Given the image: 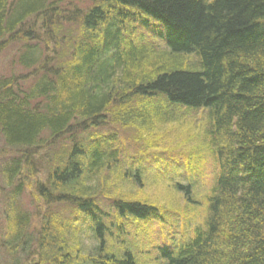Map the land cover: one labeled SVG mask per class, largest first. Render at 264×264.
I'll return each mask as SVG.
<instances>
[{
    "label": "trees",
    "instance_id": "16d2710c",
    "mask_svg": "<svg viewBox=\"0 0 264 264\" xmlns=\"http://www.w3.org/2000/svg\"><path fill=\"white\" fill-rule=\"evenodd\" d=\"M13 43L0 264H264V0H0ZM184 136L209 160L143 162ZM177 217L141 261L129 227Z\"/></svg>",
    "mask_w": 264,
    "mask_h": 264
},
{
    "label": "rangeland",
    "instance_id": "374dc122",
    "mask_svg": "<svg viewBox=\"0 0 264 264\" xmlns=\"http://www.w3.org/2000/svg\"><path fill=\"white\" fill-rule=\"evenodd\" d=\"M20 45L18 43H13L11 46L4 52L0 54V71L4 74H10L12 71V67L15 65V62L12 61V59L16 56L17 49H20ZM17 73L16 69L13 70ZM26 72L22 74L21 77H25ZM24 80V79H22ZM196 127V126H195ZM198 127V126H197ZM167 148L163 146L164 144L160 143L158 147L153 148L148 156L147 161H143L145 164L149 165H155L158 161H163L164 165L171 164V158L174 157L181 161V170L184 169V159L188 157L190 154V149H193L194 146H200L204 147L202 144H196L195 140H189L186 139L184 136L183 139H180V137L175 138L174 142L175 144H172L170 141H166ZM169 144V145H168ZM181 144V145H180ZM177 146H181L180 148L176 149ZM161 149H168V151H162ZM204 149V150H203ZM200 149L196 148L195 153H200L202 157L198 158L199 160H209L208 154L205 148ZM182 154V155H180ZM192 154V153H191ZM193 157H197L195 154H192ZM196 159V160H198ZM147 162V163H146ZM177 165L175 164L173 166H166L167 167V177L172 176V172L177 171ZM172 171V172H170ZM203 180L206 178L207 172L204 170L202 173ZM164 187V188H163ZM167 186L162 185H150V188L148 189V192L153 194L155 198H158L159 201H166L170 199L171 193L166 191ZM23 201L26 205L30 206L31 202L27 194L23 195ZM204 213V207L203 205H200V207L196 208V217L195 219L201 220L202 215ZM136 222V221H135ZM195 222V221H194ZM192 222V223H194ZM189 228L186 227L185 221L181 218H173L169 220L167 218L166 220L162 222H159L158 220L153 221H142L137 223L136 225H131L129 227L130 231V241L134 240L136 243V252L138 257L141 259V261H145V255H151L153 252L154 244L157 243H170L172 239H178L183 234L184 231L187 232ZM138 236L136 237V235ZM136 237V238H135Z\"/></svg>",
    "mask_w": 264,
    "mask_h": 264
}]
</instances>
